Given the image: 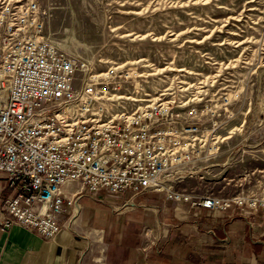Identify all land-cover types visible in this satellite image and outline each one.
I'll list each match as a JSON object with an SVG mask.
<instances>
[{
	"label": "built area",
	"instance_id": "built-area-1",
	"mask_svg": "<svg viewBox=\"0 0 264 264\" xmlns=\"http://www.w3.org/2000/svg\"><path fill=\"white\" fill-rule=\"evenodd\" d=\"M119 69L96 72L50 39L39 0L1 2L0 229L52 238L66 209H79L83 189L92 198L156 192L206 209L261 208L264 216V188L225 197L176 188L203 177L221 120L162 99L127 110L115 93L130 72Z\"/></svg>",
	"mask_w": 264,
	"mask_h": 264
},
{
	"label": "rangeland",
	"instance_id": "rangeland-1",
	"mask_svg": "<svg viewBox=\"0 0 264 264\" xmlns=\"http://www.w3.org/2000/svg\"><path fill=\"white\" fill-rule=\"evenodd\" d=\"M39 4L50 39L90 60L96 72L109 66L130 72L115 93L123 95L116 100L127 110L162 99L180 104L182 111L197 105L206 110L203 117L221 120V141L203 177L179 182L178 190L225 197L240 191L258 194L264 188V0H39ZM82 194L78 212L88 197L84 189ZM130 194L125 190L122 197ZM148 210L114 208L111 217L117 225L129 214L130 220L148 225L126 232L117 225L109 227L102 238L105 245L100 232H92L96 249L87 264H122L126 257L122 248L136 243L138 232L145 239L143 246L155 238L151 250L162 240V229L154 225L157 214H147ZM164 233L171 231L165 228Z\"/></svg>",
	"mask_w": 264,
	"mask_h": 264
},
{
	"label": "crops",
	"instance_id": "crops-1",
	"mask_svg": "<svg viewBox=\"0 0 264 264\" xmlns=\"http://www.w3.org/2000/svg\"><path fill=\"white\" fill-rule=\"evenodd\" d=\"M152 193L159 195L151 197ZM5 194L0 174V198ZM81 206L80 212L78 209L71 214L66 209L60 217L62 227L52 238H43L21 226L0 229V264H87L90 252L96 249L92 232H100L104 243L105 230L117 225L112 221V210L122 206L129 207L133 213L141 208L149 209L147 214H157L154 225L162 229V240L153 244L151 250L149 247L155 238L150 240V245L143 246L145 239H140L138 232L137 242L122 248L126 252L122 264H139L141 259L144 264H264L261 208L220 211L166 200L162 193L143 192L122 197L109 196L103 191L94 198L88 196ZM129 217L130 214L121 216L118 221L116 227L122 232L148 225ZM100 219L106 223L98 224ZM165 228L171 233L165 234Z\"/></svg>",
	"mask_w": 264,
	"mask_h": 264
}]
</instances>
